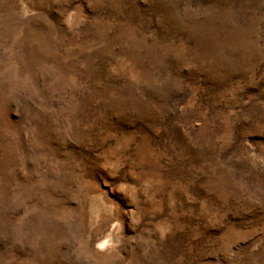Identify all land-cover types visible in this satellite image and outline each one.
<instances>
[{
	"label": "rangeland",
	"instance_id": "374dc122",
	"mask_svg": "<svg viewBox=\"0 0 264 264\" xmlns=\"http://www.w3.org/2000/svg\"><path fill=\"white\" fill-rule=\"evenodd\" d=\"M0 264H264V0H0Z\"/></svg>",
	"mask_w": 264,
	"mask_h": 264
}]
</instances>
